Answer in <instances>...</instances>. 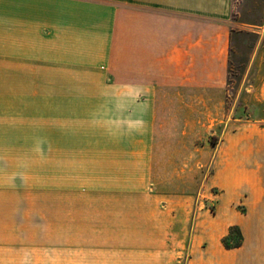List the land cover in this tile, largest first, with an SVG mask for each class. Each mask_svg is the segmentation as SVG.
I'll return each mask as SVG.
<instances>
[{"label":"crops","instance_id":"obj_1","mask_svg":"<svg viewBox=\"0 0 264 264\" xmlns=\"http://www.w3.org/2000/svg\"><path fill=\"white\" fill-rule=\"evenodd\" d=\"M233 3L0 0V264H264V122H227L199 195L153 174L157 90L226 89ZM46 91L54 123L63 102L100 124L80 150L86 209H45Z\"/></svg>","mask_w":264,"mask_h":264},{"label":"rangeland","instance_id":"obj_2","mask_svg":"<svg viewBox=\"0 0 264 264\" xmlns=\"http://www.w3.org/2000/svg\"><path fill=\"white\" fill-rule=\"evenodd\" d=\"M263 19L264 0H234L230 76L224 91L190 86L157 90L155 165L162 169L153 174L171 189H188L199 195L202 182L210 173L211 144L228 127L227 122H264V57L248 73L259 41L254 30ZM51 80V74L45 75L46 84ZM51 95V91H46L45 117L39 124L44 134L45 209H86L83 202H78V195H82L78 189L83 190L84 184V171L78 164L85 155L80 150L87 145V134H83L86 126L100 124H86L77 120L76 115L69 121V108L63 102L61 122L54 123ZM72 110L75 114L76 108ZM56 126L60 134H54ZM56 161H60L59 172ZM232 236L238 239V231L233 230Z\"/></svg>","mask_w":264,"mask_h":264},{"label":"trees","instance_id":"obj_3","mask_svg":"<svg viewBox=\"0 0 264 264\" xmlns=\"http://www.w3.org/2000/svg\"><path fill=\"white\" fill-rule=\"evenodd\" d=\"M233 230H237L239 233L238 239H235L232 236V231ZM229 241H232L233 243H229ZM243 242V235L242 232L240 231V228L237 226H233L230 230V234L227 235L226 237L223 238V243L226 247L230 248V247H238L242 244Z\"/></svg>","mask_w":264,"mask_h":264}]
</instances>
